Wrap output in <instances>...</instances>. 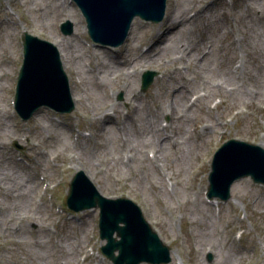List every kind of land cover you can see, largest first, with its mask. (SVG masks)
Returning <instances> with one entry per match:
<instances>
[{
	"label": "rangeland",
	"instance_id": "374dc122",
	"mask_svg": "<svg viewBox=\"0 0 264 264\" xmlns=\"http://www.w3.org/2000/svg\"><path fill=\"white\" fill-rule=\"evenodd\" d=\"M9 1H11L12 5H17L12 6L13 9H17V7L22 8L24 5L28 4L27 2H23V0ZM178 1L180 18L184 19L187 11L192 7V2L194 0H183V3L180 2L181 0H176L175 3L174 0H171V6L177 4ZM197 1L201 2L203 0ZM261 1L262 0H252L250 3L251 5L253 3V6H258L261 4ZM243 5L241 9H236L235 20V27L238 30L237 34H243L245 38L241 50L242 59L245 63L242 67L243 72L241 69L243 75V80L241 82L242 86L234 90L232 95L228 96L229 101L227 104L222 105L219 109L214 110V112L210 114L218 117L219 113H221V116L224 117L235 107H241L243 113L231 124V134L226 140H230L229 138L235 139V137L238 136L241 138L239 140L253 142V140L257 141V139L253 137L254 135H259V132L264 135V55L262 54V51L264 52V18L259 20L255 17L254 13H252L250 17H244ZM71 8L70 6V12L72 11ZM27 10V14L24 12L20 13L21 17L25 14L23 18L26 22L25 30L54 41L51 36L52 34H56L54 31L55 25L57 26L58 21L65 19L64 16L60 15V10L55 9V12L50 14L47 7L43 6L36 10L29 5ZM74 11L79 14L76 9H74ZM218 11L219 8L217 10L213 9L209 11V14L196 20L191 25L192 31L190 33H185V30L177 31L175 34V42H173V38L171 40L166 38L165 49L160 56V59L164 57L169 59V62L164 64L167 70L177 65L184 67L182 75L188 81V88H190L192 92H196L200 89L208 90L207 85L209 83L218 79H224L225 71H227L226 74L230 75L229 67L235 55L233 54L230 56L232 53L228 50V45H225L224 49L218 47L220 42L226 38L224 32L225 26L217 17ZM41 12L50 19L48 24L45 22L47 17L42 16ZM78 16L81 22V25L78 27L77 19L69 17V20L76 26L77 32L78 28L82 31L84 26L80 15ZM169 20L170 17L166 22L163 21L160 24H153L152 27H157L156 29L158 30V26L163 23L169 25ZM44 22L47 25H45ZM74 22H76V24H74ZM171 22L173 21L171 20ZM140 24L143 23L140 22ZM149 33V30H140L138 26H135L131 31V37L127 42L128 44L126 46L124 45L122 49L121 55L130 58H133L134 55H140L139 46H145L150 43ZM0 34L3 36L2 39H0V51L4 49L10 50L11 43L15 37L14 32L11 31L8 35H4V30L0 29ZM59 36L62 38L69 37L61 33H59ZM257 37V40L254 39ZM179 39H181L182 42L181 44L178 42L179 46H177L178 51L176 52L174 43ZM57 40L63 42L61 38ZM207 43L213 46L211 55L200 61V53L207 46ZM77 46H79L78 49ZM190 46L193 47L192 54L187 53L185 55V53H183L182 55L178 53L180 48L185 50V47L187 48ZM65 48H67L66 54L68 55V60L71 63L72 69L69 70V68H65L69 75H72L71 81L76 83L77 78L82 80L80 84L76 83V89L74 88L72 92L73 97L74 95L77 97V101H75L76 109L72 114L66 115V117L68 119L70 118V121L74 119L80 120L81 126L84 129L91 130L94 136L87 141V148L79 150L80 146L72 144L70 136L64 129L49 124L46 121L47 119L40 114L30 121L31 126L35 130L34 136L29 137L30 143L34 145L33 142L35 144H39L38 141L41 142L40 148L35 150L36 153L41 155V153H39L41 150L43 154L49 156L53 155L55 152H61V160H63V163H57L58 169L56 173L64 167L65 163L73 162L76 164V167L83 169L86 174H90L94 178L93 180L98 186L99 191L105 196L125 192V195L139 201L146 209L148 218L158 223L157 226L161 231L159 232L166 237L162 235L165 240L168 242L177 239L176 242L170 243L169 245L173 248L174 255L177 256L178 259L181 258L185 264L249 263V258L238 254L234 249L236 246L240 247L238 242H235L236 246L228 247L229 239H232L233 232L239 225H246L248 228V234L243 238L242 244L248 246L251 251H253L254 259L252 260H255L257 257V259L259 258L258 261H260L258 264L261 262L264 264V190H260L263 188L255 187L250 183L251 180L249 178L243 179V181H248H242L234 185L229 205L222 206L220 212L215 213L216 215H214L213 208H209L204 203L203 191L205 187L207 188L206 178L209 172V161L211 160L212 162L213 158L211 152L213 148L212 145H214L215 140L218 138L215 135V130L217 129H210L208 131H215L214 134L198 130L200 134L198 132L197 135L193 131V126L194 123L197 124L199 121H208L207 118L203 120H200V118L205 114L204 110L207 109L209 104L201 102L198 108L189 113V120L186 122L178 116H176V120L173 121L172 119L168 122V125L172 123V127L178 130V132H173V135L177 134V136L167 145L165 153L159 157V163L162 169L165 171L166 176L173 182L171 186H168L170 192V195H168L164 190L157 189V187L160 188L163 183L160 184L158 182L160 174L158 175V173L152 169L153 167L151 168L150 166L148 168L146 164L142 163L138 158L131 162L130 166L126 167L122 164L121 159H119L123 151L124 153H136L135 151H138L141 154L140 157H142V155L145 157V154L141 153L139 150L144 146V137L140 138L136 133V141L129 140V138L126 139L127 142H125V145L128 147V150H122L118 145L120 141L118 133L112 127L100 125L98 122L103 118L104 107L110 108L113 102L108 101V99L98 91L97 83H111L109 81L110 77L119 72V68L113 66V64L111 68H107L109 67L108 65L99 68L97 73L100 75L101 80L95 81L93 75H89L85 71L83 62L88 60V53L87 50L84 49L85 47L77 43L72 50L66 46ZM126 48L127 51H124ZM10 53H12L13 61L17 64L21 57L20 50L13 47ZM224 53L229 54L231 58H229L230 61L228 59L224 62ZM105 56L100 57L104 60H108ZM177 56L179 57L178 59H176ZM143 63L144 61H142L141 64ZM161 63L162 62L154 63V67H157V65L159 66ZM94 64L97 66L100 64L98 59L95 58ZM74 69H79L80 72L76 75ZM8 71L9 76L7 80L0 81V85L5 84V99L7 100L12 98L14 93L12 81L14 80L16 71L15 66L9 67ZM182 75L176 74L178 78H181ZM117 78L118 81L112 84L110 90H115L116 95L123 93V99L118 100L116 103L121 105V103L130 100H138L141 102L143 108L139 114L142 117L139 118L137 116V118L144 119V122H147L149 115L153 113L151 106L153 103L157 102L156 104L163 110L164 102L169 99L174 100L173 95L163 90L164 86L160 84L162 81L157 80L154 84L150 85L147 92H145L148 93L147 97H143V95H141L142 92L137 90L138 77L135 80L136 89L134 86V78H130L132 90L128 92V94L118 86L119 84L124 85L121 82L123 78ZM89 86L91 89L87 91ZM71 87L73 88V85ZM156 90L161 94L159 99H157ZM239 91L242 95L238 96L237 93ZM179 93H182L183 96L181 97V104L178 107H182L185 105L189 95L186 94L184 90L179 91ZM220 93L223 95L225 94L222 90ZM1 97L2 95L0 92V99ZM168 97L169 99H167ZM200 108L203 110L200 111ZM96 115L99 116L95 117ZM194 117L196 119H193ZM8 126H10V124H8ZM8 126L0 130V139L10 143L14 130L10 129ZM107 129L113 131L117 136V139L114 140V145H110L107 140ZM88 130H86L87 133H89ZM257 142L255 144L264 148V139H259ZM66 145L68 148L64 149ZM134 145L136 146L133 147ZM69 151H72L73 156L66 154ZM2 163L3 161L0 159V166H3ZM46 165L47 170L51 171L49 165ZM4 168L5 170L12 169L9 165H5ZM77 170L78 169L75 168L71 171H65L68 177L65 183L66 186L60 190L62 199L65 198L70 180ZM14 171L18 174L19 178H26L23 172L16 171V169H14ZM13 179V176H10V174L5 179L6 182L11 185V192L7 196L2 197L6 202V209L10 211V216L4 218L2 228L0 226V242H2L0 246L1 261L3 264H44L41 259L42 256L38 253L51 252L54 264H60L59 261L62 259V255H64L63 251L53 246L51 242H48L44 235L38 234L36 238H33L27 230H24V226L20 231H15V226L19 225V221H17L19 217L12 220L11 217L34 207L32 200L34 191L29 187L30 185H27L28 179L20 183L22 186L19 191H13L14 185L17 184L15 179ZM1 184L2 183H0V185ZM251 184L254 187H252ZM3 185L5 186V184ZM22 190L30 191L27 204L21 202L20 197L25 193V191H23L22 195H20ZM255 198H259V200L256 201ZM253 199H255V203H253ZM34 213L35 211H30L28 216L30 221L37 225L36 228H40L42 225L48 224L54 219L53 215L48 219L40 220L38 217L36 218V216H33ZM239 215H246L244 223L239 220ZM218 216L220 218H218ZM93 217V220L87 225L88 227L90 226L88 233L89 231H93L95 227L94 222L96 214L93 215ZM227 222L229 224L224 228ZM26 226L28 228L29 225L27 224ZM64 226H69L73 229L69 232L79 230L78 226L74 227V225L71 224H64ZM86 238H88V236ZM73 241V233L66 234L63 237V242L66 243L67 247H71ZM41 246H45L44 249H41ZM38 250L39 252L35 253L37 255L33 256L34 252ZM227 251H231L232 253L228 259H226ZM55 252H57L56 257ZM77 254L78 253H76V255ZM210 256L212 257L211 259ZM31 257L32 263L29 261ZM72 262L73 259L68 257L67 264H72Z\"/></svg>",
	"mask_w": 264,
	"mask_h": 264
},
{
	"label": "water",
	"instance_id": "95a60500",
	"mask_svg": "<svg viewBox=\"0 0 264 264\" xmlns=\"http://www.w3.org/2000/svg\"><path fill=\"white\" fill-rule=\"evenodd\" d=\"M98 9L105 11L108 3H113L112 8H107L114 11L116 9L115 15L110 11L107 15L98 16L93 14L92 10L88 7H84V11L88 17L90 23V29L92 34L96 39L101 40L105 44H111V42L105 39V33L107 35H116L117 42L122 41L125 35V29L129 25L130 18H132L136 13L142 14L138 9H135L134 5L128 6L125 10L122 9L123 4L126 0H90ZM121 6H117L116 4ZM144 15V14H142ZM122 32V34H118ZM28 50V49H27ZM28 69L34 71L32 74ZM62 72L55 71V69L48 62H38L32 64L29 60L27 63V68L24 69V74L22 73V84L20 88V111L24 112L27 109H33L38 103L44 102L46 104L52 105L56 108L63 109V97L64 90L60 85ZM63 96V97H62ZM264 167V164L262 165ZM250 175L254 176L256 180H260L258 173L255 170H248ZM80 181L76 180L72 185V199L77 194L78 183ZM115 248V247H114Z\"/></svg>",
	"mask_w": 264,
	"mask_h": 264
},
{
	"label": "bare ground",
	"instance_id": "6f19581e",
	"mask_svg": "<svg viewBox=\"0 0 264 264\" xmlns=\"http://www.w3.org/2000/svg\"><path fill=\"white\" fill-rule=\"evenodd\" d=\"M4 1L6 3V6L9 5V4H12L11 1H7V0H4ZM175 1L176 0H174V3H175ZM23 2H27L29 4V6L33 7V9L37 8L38 6L41 7L39 4H37V0H23ZM60 2H61V7L65 9V7L62 5L63 3H62L61 0H60ZM180 2L183 3V0H181ZM244 3H245V1H240L238 3V7H241ZM206 9H208V5L206 6ZM171 10H172V14H173L172 20L175 22V25L180 24L179 21H181V20L179 19L180 18V16H179V12H180L179 1H178V3L174 7L171 8ZM209 10L212 11L213 8H210ZM41 15L47 17L43 13ZM203 15H204V13H199L196 18L201 17ZM49 20L50 19L47 17L45 19V22H48ZM45 22H44V24H45ZM218 27H214V28H218ZM167 33H168V29L160 30V32L158 34L159 37L157 38V40L155 42V45L157 46V49H154L152 51V53H150L148 55V57L152 58V60L154 58L153 55L156 56L157 58L161 56L160 52H158V51H160V49H161L160 46L163 44L164 38H165V36H166ZM174 37L176 38V36H174ZM258 37H259V34H258ZM258 37L257 38H254V39L257 40ZM179 40L180 41H178V42L181 44L182 40L181 39H179ZM192 48L193 47H191V46L190 47H187V48L185 47V50L188 51V54H192V52H193L192 51ZM262 54L264 55V52L263 51H262ZM64 61H65V56H64ZM105 65H107V63H100V64H98L99 68H102ZM226 72L227 71H225V73H224V78L226 80H233L232 76L229 75V74H226ZM263 77H264V72H263ZM76 83H79L80 84L81 81H78L77 80ZM76 83L75 82L73 83L74 84V87H76V85H77ZM4 85H0V88H3ZM89 89H91L90 86L87 89V91ZM220 90H221V88H218L217 89V91H220ZM232 94L233 93H230L229 96L232 95ZM237 94H238V96L239 95H242V93L240 91ZM182 96H183L182 93L174 94V98H181ZM6 101H7V99H5V98L4 99H1V101H0V130L3 129V128H5L6 126H8L9 123H11V119L9 117H7L9 115V113H10V108H9L8 103ZM136 105H138V109H139V106H141V103L139 104V101H136V103H135L134 106L136 107ZM132 108H133V104H132ZM114 110L116 111V108H114ZM137 113H138V111L136 112V114ZM107 119H108V121H113V119L110 116H107ZM187 120H189V116H187V117H185L183 119L184 122H186ZM8 127L14 128L16 132L21 133V134L26 132V127L24 125H20V126L14 127V126H11V124H10V126H8ZM128 128L131 131V134H132L133 138L136 140V135H135L136 132H135V130L133 129V127L131 125H129ZM106 134H108L107 140H108L109 144L110 145H112V144L114 145V140L117 139L116 134L113 131H111L110 129H107L106 130ZM162 134H164V133L158 131L157 133L154 134V137L153 138L154 139H158V138L161 137ZM166 145L167 144L165 142V143H163L160 146V149L162 151V154H164L163 152L166 149ZM1 151H2V149L0 148V152ZM2 165L3 166H0V183H2L0 185V186H2V187H0V196L1 197H5V196H7L11 192V190H10V186L11 185L9 183H7L6 180H5L7 178V176H9V174L7 173V171H5V168L4 167H5V165H9V166H11L12 171H14V169H16V166L13 163H11V162L2 163ZM244 170H245V168H242L240 171L243 172ZM219 173H220V169L218 168V171L216 172V175H218ZM12 176L15 179V182H17V184L14 185V187H13V191H15V190L19 191L20 188H21V185H20V183L18 181L21 178H19V176H18V174L16 172ZM1 180H3V181H1ZM3 184H5V186ZM23 191H26V190H22L20 192V195H22V192ZM29 194H30V191L27 190L24 193V195H22L20 197L21 198V202L23 204H27L28 203V195ZM35 210L37 211L38 209L35 208ZM41 211H43V209ZM41 211H37V212H41ZM44 247L45 246H41L40 248L41 249H44ZM38 252H39V250L37 252H34V255L33 256L37 255L35 253H38ZM69 252H70V254H73L74 253V251H72L71 249L69 250ZM227 252L228 253L226 255V259H228L232 255L231 251H227ZM243 252L245 254V253H248L249 251H243ZM38 254L42 256L41 259L44 262V264H54V261L52 260L51 252H44V253H38ZM31 259H32V257L29 259V261L32 263V260Z\"/></svg>",
	"mask_w": 264,
	"mask_h": 264
}]
</instances>
